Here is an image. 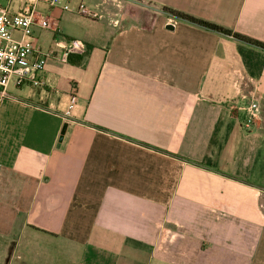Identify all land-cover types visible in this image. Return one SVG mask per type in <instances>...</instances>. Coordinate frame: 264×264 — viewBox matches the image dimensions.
Returning <instances> with one entry per match:
<instances>
[{"label":"crops","instance_id":"0c3cea01","mask_svg":"<svg viewBox=\"0 0 264 264\" xmlns=\"http://www.w3.org/2000/svg\"><path fill=\"white\" fill-rule=\"evenodd\" d=\"M85 4L98 24L39 10L89 56L50 60L0 110V264H38L41 235L78 264H264V48L168 11L264 44V0Z\"/></svg>","mask_w":264,"mask_h":264},{"label":"built area","instance_id":"2783aa9c","mask_svg":"<svg viewBox=\"0 0 264 264\" xmlns=\"http://www.w3.org/2000/svg\"><path fill=\"white\" fill-rule=\"evenodd\" d=\"M40 4L64 13L77 14L87 19L98 20L100 15L90 10L83 1L77 0H0V110L10 98L9 87L17 88L31 82L44 85L40 76L50 60L69 63L71 57L86 58L89 48L82 40L65 37L57 19L39 10ZM35 28L54 35L53 46L42 49L36 45ZM71 97L64 117L68 118L76 106ZM242 127L249 131L259 119L261 108L255 100H249Z\"/></svg>","mask_w":264,"mask_h":264},{"label":"rangeland","instance_id":"374dc122","mask_svg":"<svg viewBox=\"0 0 264 264\" xmlns=\"http://www.w3.org/2000/svg\"><path fill=\"white\" fill-rule=\"evenodd\" d=\"M82 1L86 3V0ZM57 14V11H53L50 15L51 17H57ZM77 16V18L85 22V26L98 24V21L87 19L79 15ZM86 56H89V51ZM69 70H72L71 72L73 73L81 72V69L77 68H72ZM69 75L73 74L70 73ZM31 243L34 245V250L29 249L28 252L24 253L25 263L27 261H32L34 263L37 262L38 264H78L79 262L80 251L77 248L69 247L67 243L59 241L55 238L52 239L43 235H41V237H39L38 239L28 238L27 240V238H25L24 244Z\"/></svg>","mask_w":264,"mask_h":264},{"label":"trees","instance_id":"16d2710c","mask_svg":"<svg viewBox=\"0 0 264 264\" xmlns=\"http://www.w3.org/2000/svg\"><path fill=\"white\" fill-rule=\"evenodd\" d=\"M173 16L177 17L179 20L183 21V22H187L190 24H193L195 26H198L200 28H203L205 30L211 31V32H216V33H220V34H224V35H233L236 39L240 40V41H244V42H248V43H254L255 45L264 48V44L257 42V41H253L247 37L241 36L239 34H234L233 32H231L230 30H227L217 24L211 23V22H207L198 18H195L191 15L182 13V12H177V11H172V10H168ZM74 57V56H73ZM71 57L70 60L73 58ZM80 59H84L83 57H79ZM69 60V61H70Z\"/></svg>","mask_w":264,"mask_h":264},{"label":"water","instance_id":"95a60500","mask_svg":"<svg viewBox=\"0 0 264 264\" xmlns=\"http://www.w3.org/2000/svg\"><path fill=\"white\" fill-rule=\"evenodd\" d=\"M65 130H66V126L64 127L62 134H64V133H65Z\"/></svg>","mask_w":264,"mask_h":264}]
</instances>
